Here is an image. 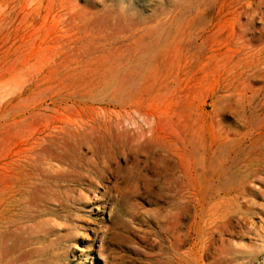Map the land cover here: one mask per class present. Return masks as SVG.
Instances as JSON below:
<instances>
[{"label":"rangeland","instance_id":"1","mask_svg":"<svg viewBox=\"0 0 264 264\" xmlns=\"http://www.w3.org/2000/svg\"><path fill=\"white\" fill-rule=\"evenodd\" d=\"M0 264H264V0H0Z\"/></svg>","mask_w":264,"mask_h":264},{"label":"bare ground","instance_id":"2","mask_svg":"<svg viewBox=\"0 0 264 264\" xmlns=\"http://www.w3.org/2000/svg\"><path fill=\"white\" fill-rule=\"evenodd\" d=\"M75 127H76V126H75ZM200 146H201V145H200ZM6 173H7V172H6ZM87 193H88V192H87ZM89 193H90V192H89ZM89 193H88V194H89ZM95 194H96V193H95ZM89 196H90V195H89ZM95 199H96V198H95ZM4 200H5V199H4ZM94 201H95V200H94ZM91 206H92V204H91ZM89 207H90V206H89ZM82 216H83V215H82ZM82 216H81V217H82ZM85 216H86V215H85ZM85 216H84V217H85ZM89 220H90V219H89ZM86 221H87V220H86ZM75 222H76V221H75ZM78 222H79V221H78ZM83 222H84V221H83ZM91 222H92V221H91ZM92 223H94V222H92ZM79 224H80V223H79ZM82 224H83V223H82ZM82 224H81V225H82ZM81 225H80V226H81ZM84 225H85V224H84ZM75 226H76V225H75ZM87 226H88V225H87ZM91 226H92V225H91ZM91 226H90V227H91ZM77 229H78V228H77ZM83 229H84V228H82V230H83ZM90 229H92V228H90ZM80 230H81V229H80ZM19 242H20V241H19ZM35 244H36V243H35ZM21 248H22V247H21ZM14 250H15V249H14Z\"/></svg>","mask_w":264,"mask_h":264}]
</instances>
